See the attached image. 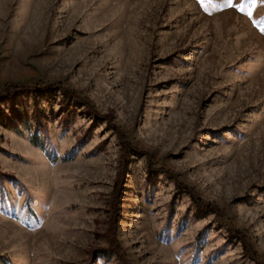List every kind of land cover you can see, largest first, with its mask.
I'll list each match as a JSON object with an SVG mask.
<instances>
[{
  "label": "rangeland",
  "instance_id": "1",
  "mask_svg": "<svg viewBox=\"0 0 264 264\" xmlns=\"http://www.w3.org/2000/svg\"><path fill=\"white\" fill-rule=\"evenodd\" d=\"M232 5L0 0V86L56 84L0 103V264H264V0Z\"/></svg>",
  "mask_w": 264,
  "mask_h": 264
},
{
  "label": "trees",
  "instance_id": "2",
  "mask_svg": "<svg viewBox=\"0 0 264 264\" xmlns=\"http://www.w3.org/2000/svg\"><path fill=\"white\" fill-rule=\"evenodd\" d=\"M55 85L56 84H53V83H45L43 85H37V84H32V83L28 84V83L10 82V83H6V84L0 86V103L3 101H7L10 103V106H9L10 113H9L8 117L5 118V116L2 115V117H4L3 120H4L5 125L9 127V126L13 125L16 121H18L19 119H22V118H23V121L25 122V119L27 116L26 112H24V110H22V108H18L14 104V96L16 94L20 95L22 93H28V92L33 93V92L41 91V92H45V93H43L44 95H50L52 93L53 89L56 87ZM59 90L61 91L63 96L64 95L66 96V97H63V100L64 99L68 100L69 96L72 97L73 99H76V97H77L73 94V91L68 90L64 87H59ZM1 110H2V107L0 104V111ZM1 113H4V112H1ZM65 116H68V115L66 114V115H64V117ZM35 118H37L36 120L38 122V116H36V114H35ZM39 126L44 127L45 125L43 123L42 124L40 123ZM30 139H31L30 141L33 144L39 145L42 148L43 143H42V140L40 139V136H38V134L31 135ZM123 140H122V143L124 144L123 148L124 149H126V148L132 149L133 145H131L130 143L125 142ZM133 151H137V150L134 149ZM148 168L150 171L156 169V168H152L151 164H150V166H148ZM178 187L179 188L184 187L183 190L182 189H180V190L185 191V193H188V195L191 197L194 205H196L202 209L203 208L209 209V210H211V212L212 211L214 212V209H215V211H217V208L213 207L214 208L213 209L212 206L210 205V203H206V204H205V202L203 203L201 201V198L195 196L192 192H190L191 190L188 189L186 186H182L179 184ZM234 235L237 236V233H234ZM110 249L113 250L114 248L110 247ZM103 253H106V251H103Z\"/></svg>",
  "mask_w": 264,
  "mask_h": 264
},
{
  "label": "snow or ice",
  "instance_id": "3",
  "mask_svg": "<svg viewBox=\"0 0 264 264\" xmlns=\"http://www.w3.org/2000/svg\"><path fill=\"white\" fill-rule=\"evenodd\" d=\"M201 2H203V0H201ZM209 2H211V0H209ZM227 3H228V6H233V5H232V0H227ZM239 10H240L241 12L244 11L243 5H241V6L239 7ZM249 15H251V13H249ZM262 31H264V29H262Z\"/></svg>",
  "mask_w": 264,
  "mask_h": 264
}]
</instances>
